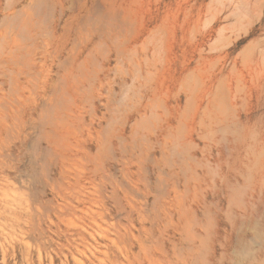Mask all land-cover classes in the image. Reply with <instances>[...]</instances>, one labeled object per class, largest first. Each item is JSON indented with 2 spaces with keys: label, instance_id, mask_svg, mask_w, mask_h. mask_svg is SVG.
I'll return each mask as SVG.
<instances>
[{
  "label": "rangeland",
  "instance_id": "obj_1",
  "mask_svg": "<svg viewBox=\"0 0 264 264\" xmlns=\"http://www.w3.org/2000/svg\"><path fill=\"white\" fill-rule=\"evenodd\" d=\"M0 264H264V0H0Z\"/></svg>",
  "mask_w": 264,
  "mask_h": 264
},
{
  "label": "bare ground",
  "instance_id": "obj_2",
  "mask_svg": "<svg viewBox=\"0 0 264 264\" xmlns=\"http://www.w3.org/2000/svg\"><path fill=\"white\" fill-rule=\"evenodd\" d=\"M13 55V54H12ZM14 59V58H13Z\"/></svg>",
  "mask_w": 264,
  "mask_h": 264
}]
</instances>
